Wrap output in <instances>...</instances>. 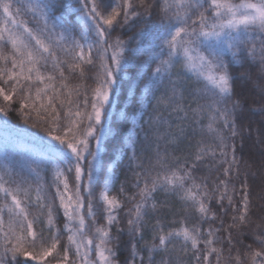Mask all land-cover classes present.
Listing matches in <instances>:
<instances>
[{
  "label": "snow or ice",
  "instance_id": "6c2138e0",
  "mask_svg": "<svg viewBox=\"0 0 264 264\" xmlns=\"http://www.w3.org/2000/svg\"><path fill=\"white\" fill-rule=\"evenodd\" d=\"M60 8L78 13V26H69L63 12L57 15ZM158 15L154 21L149 0H0V97L8 102L7 107L0 106V114L8 115L19 92L17 111L25 122L34 118L59 145H50L55 153L48 161L54 165L51 187L55 191L51 194L43 183L41 172L46 169L40 167V161L35 168L27 163L21 168L27 169L35 183L22 176L6 157L0 163V264H29V260L48 258L49 264H117L119 235L113 236L112 232L120 223L117 213L123 205L110 194L113 180L105 173L101 148L113 134L111 119L121 85L149 36L154 37L148 45L152 52L149 59L156 66L151 68L149 64L144 91L155 99V104L145 123L156 132V160H150L147 167L140 166L142 170L135 173L133 185L138 192L128 198L135 201L126 214L132 243L129 264H181L174 256L178 244L183 254L191 251L194 264H213V256L215 264H220L223 244L231 250L240 243L234 241L232 230L247 224L248 173L244 172L239 192L233 177L240 179L241 168L251 165L243 160L242 153L238 155L237 141L242 150L252 132L242 123L245 111L264 115V105L249 106L244 93L236 91V82L250 81L253 69L258 73L257 80L264 79V0H161ZM26 16L31 17L33 26H29ZM137 23L143 27L135 34L141 38L135 46L119 35L111 39L117 29ZM94 61L98 62L96 87L90 99L87 94L83 96V110L81 103L71 99V90L66 101L60 99L62 93L53 83L56 76L41 71L50 64L62 79H66L65 67L84 77L85 66ZM246 65L243 72L232 71ZM185 75L191 78L190 89L183 82ZM33 84L43 87L33 90ZM61 87L68 89L66 83ZM258 90L264 95V88ZM76 95H80L78 90ZM57 102L61 108L65 103L69 105L63 118ZM175 120L180 123L172 131ZM163 125L167 130L161 133ZM188 133L206 135L212 142L202 138L190 162L185 160L179 167L169 165L159 152V141L175 144ZM138 139L136 132L128 138L133 160L137 158ZM206 159L216 162L212 167L223 165V179L218 176L211 189L206 178L197 183L193 175ZM68 173H74L71 185ZM120 191L123 193L124 188ZM158 191L176 194L184 210H193L202 221H216L213 201L222 212L227 210L225 201L236 210V195L241 197L239 212L232 216L224 238L218 236L222 219L220 228L189 227L182 219L179 227L166 229L157 218L151 239L145 240V217L149 211H157L154 194ZM94 202L104 207L103 224L97 221ZM31 207L38 210L37 214L30 213ZM57 208L64 217L62 228L57 227ZM124 231L116 228L118 234ZM64 236L66 242L62 243ZM139 241L144 243L138 248ZM254 242L259 247L246 245L243 256L237 249L235 264H264V232L257 234ZM217 243L221 247H216Z\"/></svg>",
  "mask_w": 264,
  "mask_h": 264
},
{
  "label": "trees",
  "instance_id": "16d2710c",
  "mask_svg": "<svg viewBox=\"0 0 264 264\" xmlns=\"http://www.w3.org/2000/svg\"><path fill=\"white\" fill-rule=\"evenodd\" d=\"M139 3V0H136ZM153 3V16L152 19H159V6L161 0H149ZM64 13L65 21L69 26H78V13L74 10H67L60 8L57 11V15ZM25 19L29 21V26H33V21L30 16H26ZM143 27L142 23H137L135 26H125L122 29H117L111 35V39H115L116 36H120L123 40L129 41L130 46H135L137 40L141 39L135 34L140 31ZM129 38H132L129 40ZM154 40L153 36H149L144 39V47L139 50L138 60L132 66V69L128 76L125 78L121 85V90L118 98L115 101L113 115L111 119V125L113 129V134L109 135L104 141L101 148V155L103 157V165L105 168V173L109 175L112 180V191L111 195L117 196L123 207L118 210V217L120 223L113 227V236L119 235L118 247L116 249V261L117 264H129L131 259L132 243L131 238L127 234L126 221L127 212L132 208L135 201H131L128 198L134 193L138 192V188L133 187L136 183L135 173L141 171V165L147 167L151 162L156 160V132L145 123L148 121L149 116L152 114V105L155 104V99L147 95L144 91V84L147 81V75L145 73H150L149 64L151 68H155V63H153L149 58L152 56V52L149 50V42ZM159 43V40L155 41ZM8 51V49H5ZM0 66H3L0 63ZM11 67V64H8ZM245 68H235L232 71L239 73L245 71ZM98 70V62L94 61L91 66H85V76L81 77L79 73H70L65 67L64 76L66 79H62L59 73L55 71L51 65L42 68L41 71L47 75L52 74L56 76V80L53 82L56 89H59L62 93L60 99L67 100V92L71 90L73 95L71 99L74 102L81 103V110H83L82 100L83 96L87 94L89 99L91 98V90L96 87L95 76ZM258 73L253 69L252 79L247 82H236V91L243 92L248 99L249 106H255L259 108L264 105V95L260 93L258 88H264V79L257 80ZM183 82H185L186 87L189 89L192 87L191 78L187 75L183 77ZM23 83V81H22ZM66 83L68 89H63L62 84ZM167 81H165V85ZM161 91H163V87ZM36 87H43L40 84H33V90ZM79 91L80 95H76V91ZM52 94L51 91L49 93ZM20 93L13 98L11 102V108L8 110V115L4 116L0 114V163L5 162V157L7 162L15 167L17 171H21L22 166L26 163L32 168H35L36 162L40 161V167L46 169V171L41 172L43 177V183L46 185L49 193H54L55 189L51 187L53 184V167L52 163H48L55 157V153L52 152L50 145L57 144L49 137L44 131V125L39 124L35 119H29L25 122V118L21 116L20 112L17 111L19 108ZM156 95H160L157 92ZM187 95V93H185ZM0 106L7 107L8 102H5L2 97H0ZM69 105L64 104L63 108L60 107L57 102V109L61 112L63 118L64 111L67 110ZM75 110V109H73ZM90 110V109H89ZM167 115V113H165ZM143 117V119H141ZM62 123H67L66 120L62 119ZM180 123L179 120L174 121L172 131H176L175 124ZM206 123V121H205ZM242 123L245 126H250L252 132L244 141L243 149L239 148L238 145V155L242 153L243 160L247 161L251 167L241 168V178L236 179L233 177V184L235 185L237 192L240 191V185L244 176V172L247 171V183L249 185V214L247 217L246 226H242L239 230H232V235L234 241L239 240L240 243H236L234 247L229 250L227 243L223 244V254L221 257L220 264H235L234 257L236 256L237 249L241 256H243L246 251L245 246L251 244L253 248H258V243L254 242V238L260 232H264V115L259 112L253 113L250 111H245ZM167 130V126L163 125L160 127L159 131L162 133ZM259 130V136L257 134ZM139 133V139L135 146L136 159L133 160L132 146L128 142V138L134 133ZM9 136V137H7ZM204 139L207 143L212 141L208 136H201L197 134L192 136L190 133L186 134L185 138H181L175 144H166L164 140L159 141L160 148L159 152L161 156L167 159L169 165H174L179 167L185 163V160L191 161L193 154L196 151L197 141ZM23 139L27 143L31 144L34 148L40 152H32V150H24L17 145V141ZM57 146H59L57 144ZM94 146V145H93ZM173 157H178V161H174ZM216 162L211 159H206L203 161L198 168L193 172L196 177L197 183L202 179H207L209 184V189H211L216 178L219 176L223 179L221 174V169L223 165H216L212 167ZM207 165V166H206ZM21 175L27 177L30 182L35 183L26 168L21 171ZM70 185L74 183V173H68ZM103 175V174H102ZM141 186H143V178H141ZM121 187L124 188V192L121 193ZM231 188V185H230ZM97 192H99V187H97ZM155 200L157 202V211H149V215L145 217L146 227L144 228L145 240H150L152 236V226L155 224L156 219L160 218L165 225V228L179 227L180 221L183 219L186 225L191 227L193 225H200L202 229H207L210 225L213 228H220V220L224 221L223 227L221 228L218 236L224 238L227 235L228 225L232 223V216L237 215L239 212V201L241 197L239 195L234 196L233 203L237 205L236 210L227 205V201L224 202L226 212L220 210L219 205L212 202V210L217 213L216 221H202L197 213L193 210H184V205L182 201L176 194L165 193L158 191L154 194ZM139 197H137V200ZM95 203V209L97 211V221L101 224L104 223L102 216L104 214V207L99 202ZM58 204V201H57ZM30 213L33 215L37 214V209L35 207L29 208ZM5 220L7 221V215H5ZM175 221V223H173ZM64 224V217L62 210L57 208V227L62 228ZM37 228L43 227V225H37ZM124 228L123 233H117L116 228ZM47 234V233H46ZM66 242V236L62 238V243ZM144 241H139L137 247L143 244ZM216 247H221L220 243L215 245ZM179 244L177 245V252L174 253L181 264H194L191 259L192 253L188 252L187 255L179 251ZM202 247V245H201ZM39 252L37 248L36 253ZM34 253V254H36ZM147 256V253H144ZM21 259H24L23 257ZM210 259L213 260L215 264L214 256ZM51 258L45 261L39 260H29V264H49ZM51 264H55L54 261ZM137 264L139 262L137 261Z\"/></svg>",
  "mask_w": 264,
  "mask_h": 264
},
{
  "label": "rangeland",
  "instance_id": "374dc122",
  "mask_svg": "<svg viewBox=\"0 0 264 264\" xmlns=\"http://www.w3.org/2000/svg\"><path fill=\"white\" fill-rule=\"evenodd\" d=\"M9 137V136H7ZM17 145L24 149V150H32V152H40L39 150H37L36 148H34L31 144L27 143L26 141H24L23 139H20L17 141Z\"/></svg>",
  "mask_w": 264,
  "mask_h": 264
}]
</instances>
